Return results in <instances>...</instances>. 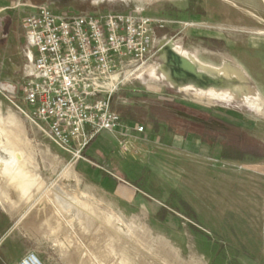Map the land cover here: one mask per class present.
Listing matches in <instances>:
<instances>
[{
    "label": "rangeland",
    "instance_id": "rangeland-1",
    "mask_svg": "<svg viewBox=\"0 0 264 264\" xmlns=\"http://www.w3.org/2000/svg\"><path fill=\"white\" fill-rule=\"evenodd\" d=\"M3 4L13 8L0 12V84L23 79L28 59L22 18L33 5L72 13L140 11L163 27L155 28L153 57L127 72L115 93V110L137 108L159 121L168 113L190 114L219 140L251 152L242 160L224 159L218 144L210 155L188 153L157 140L151 123L123 119L124 134L98 136L78 159L19 112L0 88V139L19 140L46 186L28 202L1 196L0 254L9 263L35 251L44 264H80L84 251L104 264H126L123 257L129 264H241L240 259L264 264V239L238 236L248 234V203L264 183V0H0ZM164 43L177 59L185 53L214 69H239L243 79L227 78L230 88L248 94L210 98L207 90L217 84L200 91L195 78L170 79L164 70L178 62ZM176 102L212 108L235 127L183 112ZM137 124L145 126L143 132ZM49 192L63 204L62 214L46 198ZM81 202L92 208L90 216ZM52 211L60 219L54 232H46L40 223Z\"/></svg>",
    "mask_w": 264,
    "mask_h": 264
},
{
    "label": "built area",
    "instance_id": "built-area-1",
    "mask_svg": "<svg viewBox=\"0 0 264 264\" xmlns=\"http://www.w3.org/2000/svg\"><path fill=\"white\" fill-rule=\"evenodd\" d=\"M161 22L140 11L72 13L33 5L22 20L32 64L21 82L0 88L55 144L82 158L101 133L124 134L115 93L129 69L142 67L156 53L154 32ZM16 264L44 262L29 251Z\"/></svg>",
    "mask_w": 264,
    "mask_h": 264
},
{
    "label": "bare ground",
    "instance_id": "bare-ground-1",
    "mask_svg": "<svg viewBox=\"0 0 264 264\" xmlns=\"http://www.w3.org/2000/svg\"><path fill=\"white\" fill-rule=\"evenodd\" d=\"M163 45H164V48H166L169 51V54H171L173 58L176 57L174 53L172 54V51L170 50L168 45H165V43ZM184 54L182 56L179 55L180 58L178 59L176 57L177 62H178V63H175L176 67L174 68L166 67L167 69L164 70L166 75L170 79L172 77L173 78L181 77L184 81H188L190 78H195L200 84L199 86L200 91H204L203 87H206L210 83L217 84V86H214L212 87V89L210 88V90H207L210 98L214 97V98L228 100L227 98H229V95L240 96L242 94L243 95L248 94L245 92L244 88L242 87L230 88L231 86L229 82L231 81H229L227 78L243 79V77L241 76L242 74L240 73V71H238L239 69L235 70L234 68H230L228 66L222 67L221 70L214 69L212 67H208L203 64H200L194 58L192 57L190 58L189 56L184 55ZM1 125L2 124H0V134L3 132ZM16 139H10L9 137L5 141L3 138L0 139V149L5 154L8 155L7 159L4 158L0 160V201H1V196H4L5 199H7L8 201L10 199L17 198V202L14 201L15 204L20 203V202L30 201L34 197L35 190H40L41 188H43V186H45L44 185L45 182L36 173V171L34 170L35 169L34 166L29 162L30 160L29 161L26 160L25 158L26 154L24 153V150L22 149V144L19 142L18 139L17 140ZM46 198L51 203L56 205L57 211H59V213L62 214V209H64L63 204L56 203L54 201V198L51 196L50 192L46 194ZM81 205L84 207V209L88 208L87 216H90V211H93V210L92 208H90L89 204L81 202ZM59 219L60 218H58V213L52 211L51 215L46 216L41 221L40 226L46 232H54L56 230L54 222L56 221L58 222ZM106 221L108 223H112L111 217H107ZM111 247L113 251H116L115 245H112ZM82 255L84 256L83 258L84 260H82L80 264H95V262L97 264H104L102 259L96 254H93L90 256L88 253H85L83 251ZM86 258H87V261L85 260ZM92 260H94V262H92ZM122 261L126 264L127 263L129 264V261L126 258L124 259V257L122 258Z\"/></svg>",
    "mask_w": 264,
    "mask_h": 264
},
{
    "label": "trees",
    "instance_id": "trees-1",
    "mask_svg": "<svg viewBox=\"0 0 264 264\" xmlns=\"http://www.w3.org/2000/svg\"><path fill=\"white\" fill-rule=\"evenodd\" d=\"M57 11V10H55ZM176 105L180 106L183 112H195L201 116H206L207 118L214 119L220 122H223L229 127H235L225 119L215 115V111L212 108H205L197 104H192L188 102H176ZM120 110L122 119L126 120L129 123H142L149 125L151 123L152 134L156 138L163 140V136L169 134L180 135L187 137L190 135L198 136L205 144L215 149L218 144H221L222 150L220 153V158L224 159H233V160H242L244 159L245 153H251L248 149L243 150L242 147L233 145L226 140H219L217 133L210 131V128L202 121L195 120L189 115H172L168 113L164 116V121H159L154 119V117H148L147 112L140 111L137 108L127 107L121 108ZM145 127V126H144ZM85 151V150H84ZM263 153V152H262ZM264 154V153H263ZM263 154L261 155L263 157ZM167 209H162V214H166Z\"/></svg>",
    "mask_w": 264,
    "mask_h": 264
},
{
    "label": "crops",
    "instance_id": "crops-1",
    "mask_svg": "<svg viewBox=\"0 0 264 264\" xmlns=\"http://www.w3.org/2000/svg\"><path fill=\"white\" fill-rule=\"evenodd\" d=\"M10 4H3L0 5V12L4 11L8 8H13L11 6H8ZM24 18V17H23ZM22 18V20H23ZM11 26V22H8V27ZM27 42V41H26ZM26 49L24 50V55L25 57L28 59V63L25 67L26 69H29L32 61H33V50L30 48L28 42L27 45L25 47ZM24 70V71H25ZM105 136V137H109V136H113L112 133L110 132H103L98 136ZM97 136V137H98ZM96 137V138H97ZM158 140V138H156ZM97 140V139H96ZM95 140V141H96ZM164 143L167 146H174L176 147H183L185 149L186 152L188 153H192V154H207L210 153V150H214L211 149L210 146H208L207 144H205L198 136L196 135H190L187 137H183L180 135H175V134H167L165 136H163V140ZM93 145V144H92ZM91 148V146H87L85 149V153H88V150ZM260 192L258 193V197L256 199H251L250 203H248V206H252L250 209H248L247 213L249 215L247 221L249 222V226L245 229L246 232L248 231V234H243L240 233L238 234V236L240 237H258V238H263L264 239V183H259L258 185ZM253 215H255V217H252ZM256 223L253 224V223ZM245 230H241V231H245ZM253 233H250V232ZM250 233V234H249ZM263 254H264V245H263ZM25 254H23L19 260L24 256ZM18 260V261H19ZM241 264H253L251 261L245 260V259H240ZM0 264H11L8 262V260H6L3 255L0 254Z\"/></svg>",
    "mask_w": 264,
    "mask_h": 264
},
{
    "label": "water",
    "instance_id": "water-1",
    "mask_svg": "<svg viewBox=\"0 0 264 264\" xmlns=\"http://www.w3.org/2000/svg\"><path fill=\"white\" fill-rule=\"evenodd\" d=\"M6 89L10 91H14V88L12 87V85H7Z\"/></svg>",
    "mask_w": 264,
    "mask_h": 264
}]
</instances>
